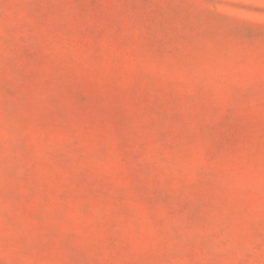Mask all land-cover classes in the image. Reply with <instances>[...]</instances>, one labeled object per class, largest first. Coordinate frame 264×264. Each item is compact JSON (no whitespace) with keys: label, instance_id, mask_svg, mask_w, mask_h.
Returning a JSON list of instances; mask_svg holds the SVG:
<instances>
[{"label":"rangeland","instance_id":"rangeland-1","mask_svg":"<svg viewBox=\"0 0 264 264\" xmlns=\"http://www.w3.org/2000/svg\"><path fill=\"white\" fill-rule=\"evenodd\" d=\"M0 264H264V0H0Z\"/></svg>","mask_w":264,"mask_h":264}]
</instances>
